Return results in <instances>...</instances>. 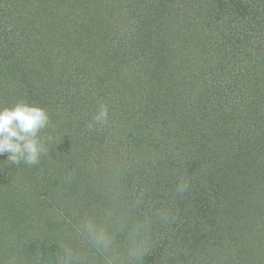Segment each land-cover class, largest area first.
<instances>
[{"label": "trees", "instance_id": "trees-1", "mask_svg": "<svg viewBox=\"0 0 264 264\" xmlns=\"http://www.w3.org/2000/svg\"><path fill=\"white\" fill-rule=\"evenodd\" d=\"M21 100L49 124L38 164L0 155V264H98L77 224L105 221L110 264H264V0H0V108Z\"/></svg>", "mask_w": 264, "mask_h": 264}, {"label": "clouds", "instance_id": "clouds-1", "mask_svg": "<svg viewBox=\"0 0 264 264\" xmlns=\"http://www.w3.org/2000/svg\"><path fill=\"white\" fill-rule=\"evenodd\" d=\"M108 115L107 106L102 104L93 117V122L106 123ZM48 124L49 116L43 108L29 105L23 100L10 108H0V155L9 153L7 160L13 165L21 162L38 164L41 153L45 151L38 134ZM92 127L93 123H90L89 128ZM183 190L184 187L181 186L180 191Z\"/></svg>", "mask_w": 264, "mask_h": 264}, {"label": "rangeland", "instance_id": "rangeland-1", "mask_svg": "<svg viewBox=\"0 0 264 264\" xmlns=\"http://www.w3.org/2000/svg\"><path fill=\"white\" fill-rule=\"evenodd\" d=\"M108 2H110V0H108ZM117 9V8H116ZM189 31V35L190 34H195L194 32H191L190 30H188ZM63 49V48H62ZM62 49H59V55H60V52L62 53V54H64V55H69V56H71L72 54L71 53H69V52H67L66 51V49H65V51H63ZM60 50H62V51H60ZM71 51V50H70ZM72 52V51H71ZM69 56H67V57H69ZM67 63H73L72 62V58L70 59H68V58H63ZM68 59V60H67ZM75 59V58H74ZM49 60L47 59V61H46V63L48 62ZM188 59L186 60V61H184V62H182V63H180V65H179V67H181L183 70H187V72H192V75L194 74V72L197 70L195 67H193L192 66V63H194L193 62V60L192 59H190L188 62ZM51 62H52V66H50V65H47L48 66V68L49 69H51V71L52 72H54L55 73V69L56 68H59L60 67V69L59 70H56V71H60L61 72V69H68V64L66 65V63L64 64V63H62L61 65H60V63L59 62H54V61H52L51 60ZM60 65V66H59ZM184 65V66H183ZM177 66H178V64H177ZM190 69V70H189ZM194 71H193V70ZM190 72V73H191ZM181 73H184V71H182ZM181 76H185V75H183V74H181ZM188 76V75H187ZM221 127V126H220ZM220 127H219V129L218 130H220ZM214 128H216V127H214ZM217 129V128H216ZM212 134H213V132H212ZM212 136H214V137H216V135H212ZM62 142V141H61ZM215 142H216V139H215ZM59 142H57V144H58ZM58 145H60L61 146V143H59ZM233 144H231V143H226V144H217V146H216V153L218 154V156H219V159L218 160H220V161H218L217 162V164H218V166H220V165H222V163H223V160H224V158L226 159V158H229L231 155L233 156V153H232V151H233ZM52 151H54L55 152V150L53 149ZM53 153V152H52ZM53 155H54V153H53ZM260 163H261V166H259V168L260 167H264V161L262 160V158L260 159ZM224 165V164H223ZM258 169L259 170V168H258V164H256L255 165V169ZM256 169V170H257ZM262 170V172L264 173V168H262L261 169ZM170 172H167V170H165V174L166 175H168ZM180 178H182V175H181V177ZM236 179V178H235ZM185 182H187V180H185L184 181V183ZM240 182H241V180H240ZM240 182H236L235 181V189H241V191H244L245 190V184H242V183H240ZM238 183H240V186L238 185ZM163 184L161 183V185L160 186H162ZM173 185V189H172V191H171V193H173L174 195L175 194H178L179 192H180V189H179V186L178 185H176V183H173V184H169L168 186H172ZM263 186H264V183H263ZM233 188V189H234ZM234 189V190H235ZM179 190V191H178ZM263 190H264V187H263ZM230 193V192H229ZM245 196V194L244 195H242L241 197H244ZM245 198H246V196H245ZM234 199H235V197H234ZM239 198L237 197L236 198V200H238ZM257 205H260L259 204V201H257V203H256ZM120 213L121 214H123V213H126V212H121L120 211ZM119 214V213H118ZM121 214L117 217H115V221L116 220H119V221H122V223L124 224V225H126V226H131V221H130V219L129 218H121ZM166 211H162V210H160L159 211V213H158V215H160L161 216V218L162 219H164V220H166L165 218H166ZM235 216L237 217V221H238V224L237 225H239L241 228H242V226H243V224H241V216L239 215V214H237V213H235ZM125 217V216H124ZM171 217H173V215L171 216ZM253 217H254V214H252L251 213V215H250V217H248V218H244L243 220H248V223H250V221H254V219H253ZM262 216L260 215L259 216V220H260V218H261ZM78 219H81V221H83V217H79ZM158 219V218H157ZM140 221H141V219H139ZM240 220V221H239ZM112 221V220H111ZM132 221H134L133 219H132ZM152 221H155V219H154V216H152V218H151V221H149V223H152ZM256 222H258V221H256ZM105 223L106 224H104V225H106V226H108V227H110L111 228V230H110V235L109 236H107V235H104L103 233H102V230L101 229H99V231H98V227H96V225L93 223V224H90V223H87V224H84L83 222H81L80 223V226L77 224V228L79 229V232H78V234L79 233H81L83 236H81V235H78L77 234V236H76V238H75V240L77 241V243L79 244V245H81V244H83V242H85L86 243V245H88V246H90L89 248H97V250L99 251V255H98V257H103L101 260H99V261H97L98 262V264H104L103 262H106V264H110V263H112V259H113V255L115 254V252H116V248H117V244H118V242L117 241H115V238H116V236L118 235V233H119V231H120V233H121V231L122 232H125L123 229H118V230H115V228L112 226V222L110 223V225H107V224H109V223H107L106 221H105ZM138 224L139 223H137L136 225L133 223V225L130 227L131 228V232H133V233H127V234H132V236L134 237L135 235H137L138 234V232L139 231H137L136 230V228H137V226H138ZM166 224H168L169 226H172L173 225V221H169V220H167V222H166ZM7 228H0V234L1 233H5V231H10V229L8 228L9 226H6ZM18 228V227H17ZM88 228H90L89 230H88ZM61 229V228H60ZM66 230H68V229H66ZM91 230H93L95 233L96 232H98V233H96V234H91ZM11 231H13V229H11ZM16 231V230H15ZM14 231V232H15ZM136 232V233H135ZM87 233V234H86ZM67 235H70V233H66ZM263 235H264V233H263ZM96 236V237H95ZM13 238V237H12ZM6 246V245H5ZM4 246V247H5ZM179 247H182L180 244H179ZM110 248H112V250H110ZM113 248H114V252H113ZM200 251V250H199ZM195 256H197V263L199 264H203V263H205L206 261H205V259H204V253H200V254H195ZM77 264H79V263H77ZM90 264H91V262H90Z\"/></svg>", "mask_w": 264, "mask_h": 264}]
</instances>
